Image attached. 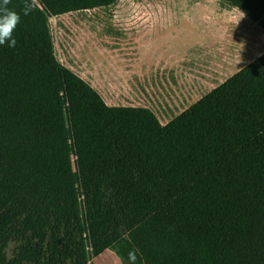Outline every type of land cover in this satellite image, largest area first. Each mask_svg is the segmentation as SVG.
<instances>
[{
	"label": "clouds",
	"instance_id": "obj_1",
	"mask_svg": "<svg viewBox=\"0 0 264 264\" xmlns=\"http://www.w3.org/2000/svg\"><path fill=\"white\" fill-rule=\"evenodd\" d=\"M10 2L11 0H3V3L0 4V45L7 44L8 47L14 48L17 41L13 33L20 23L21 15L7 7ZM33 10L34 0H25L23 14L26 16ZM137 258V250H130L128 253L129 264H136Z\"/></svg>",
	"mask_w": 264,
	"mask_h": 264
}]
</instances>
